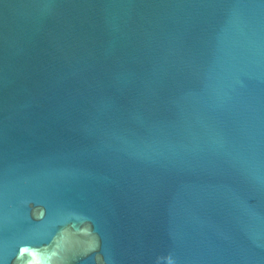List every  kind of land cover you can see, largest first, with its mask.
<instances>
[{
  "label": "water",
  "instance_id": "95a60500",
  "mask_svg": "<svg viewBox=\"0 0 264 264\" xmlns=\"http://www.w3.org/2000/svg\"><path fill=\"white\" fill-rule=\"evenodd\" d=\"M0 264H264V0H0Z\"/></svg>",
  "mask_w": 264,
  "mask_h": 264
}]
</instances>
